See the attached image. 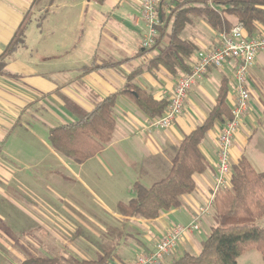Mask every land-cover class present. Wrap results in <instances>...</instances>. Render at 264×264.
Here are the masks:
<instances>
[{
    "label": "crops",
    "instance_id": "1",
    "mask_svg": "<svg viewBox=\"0 0 264 264\" xmlns=\"http://www.w3.org/2000/svg\"><path fill=\"white\" fill-rule=\"evenodd\" d=\"M200 1L203 0H165L159 9V41L153 49L145 50L140 45L145 25L139 0H106L100 5L90 0H53L51 6H45V2L35 6L33 0H0V57L22 22L26 23L21 43L7 56L0 73V178L20 183L34 200L45 203L54 212L67 211L66 205L75 209L69 221L57 216L53 224L42 223L51 224L48 228L57 224L74 229L71 235L76 239L88 237L82 228L102 227L106 229L99 236L103 241V237L112 236L111 230H107L111 225L119 229L130 224L137 231V238L129 239L126 235L122 241V236H117L121 238L118 247L111 237L106 242L115 248L111 264H128L139 253L150 252L174 227L191 223L199 208L209 202L217 162V137L223 126L219 122H215L199 145L208 168L193 176L195 190L180 198L178 208L161 212L153 221L125 219L117 212L119 203L132 199L135 183L149 188L169 174L181 141L207 119L224 82L229 110L234 102V62L221 69L210 68L193 85L182 113L166 129L151 128L154 118L122 92L131 86L149 93L156 101L169 100L181 74L171 75L161 66L149 68L148 63L168 50L172 13L177 6H198ZM43 10L47 12L40 20L26 19L30 13L40 14ZM225 18L232 27L238 24L232 16ZM259 30L264 32L262 28ZM179 37L196 48L187 62L189 66L198 52L212 50L218 44L217 33L199 17H191ZM246 86L249 107L234 138V144L240 142L242 149L255 135V125L264 122V52L256 56ZM112 94H117L113 108L115 125L110 142L101 151L79 164L51 147L50 129L78 123ZM230 156L232 165L243 156L256 172H264V168H256L258 161L254 164L234 145ZM40 175H50L53 185L45 190L40 188ZM63 183H68V188ZM5 191L0 188V194L10 199L15 195L8 187ZM19 205L27 213L35 210L33 204ZM6 206L0 207L4 213ZM25 217L20 215L13 220L9 214L5 217L0 214V228L4 227V236L11 243L5 251H0L5 264H12L14 256L22 259L21 264L34 257L24 250L23 244L61 245L52 232L30 234L32 225ZM214 219V212L201 217L199 230L184 235L173 252L179 249L182 254H199L203 240L198 238V233L205 226L213 228ZM70 221L76 226L68 224ZM66 243L70 244L63 242ZM17 244L21 245L18 246L21 254L12 251L11 245ZM70 251L73 252L70 257L92 261L77 256L74 247ZM251 252L256 251H248L239 258L262 259L258 252L249 255ZM42 256L57 258L49 254Z\"/></svg>",
    "mask_w": 264,
    "mask_h": 264
},
{
    "label": "trees",
    "instance_id": "2",
    "mask_svg": "<svg viewBox=\"0 0 264 264\" xmlns=\"http://www.w3.org/2000/svg\"><path fill=\"white\" fill-rule=\"evenodd\" d=\"M90 1L100 5L106 0ZM164 1L160 0V6ZM42 2L51 6L53 0H33V5ZM212 4L220 9L210 7L207 0L200 1L198 6H177L172 13L169 48L154 57L148 67L161 66L171 75L189 72L190 66L187 62L196 48L191 43L182 41L179 35L191 17L203 19L216 33L229 34L232 25L225 18V15H228L234 17L243 27L248 38L262 34L259 29L264 30V0H212ZM25 24L22 22L20 29L1 55L0 73L7 56L21 43ZM157 31L161 32L160 27H157ZM159 38L157 35L154 46ZM122 92L150 118L162 116L168 107V101H156L149 93L136 87L126 86ZM226 95L227 87L224 82L207 119L181 141L169 174L149 188L135 183L132 187V199L117 206L120 216L125 219L153 221L161 212L178 208L181 205L180 198L194 192L193 176L208 168L199 145L215 122L225 124L231 119L230 110L225 103ZM116 98L117 94L109 95L78 123L50 129L48 141L51 147L79 164L101 151L110 142L114 130L113 108ZM212 206L215 226L201 242L199 254L184 253L167 264H237V259L248 251L258 252L264 261V172H256L242 156L231 166L230 187L216 193ZM114 251L113 246H108L103 249L100 258L92 261L68 257L67 264H111ZM22 264H61V261L39 256L25 259Z\"/></svg>",
    "mask_w": 264,
    "mask_h": 264
},
{
    "label": "built area",
    "instance_id": "3",
    "mask_svg": "<svg viewBox=\"0 0 264 264\" xmlns=\"http://www.w3.org/2000/svg\"><path fill=\"white\" fill-rule=\"evenodd\" d=\"M139 2L141 18L145 25L140 45L143 49L149 50L155 45L157 27L160 25V0H139ZM217 40L216 48L197 53L189 72L180 75L176 80L165 113L154 118L150 123V127L154 129L168 128L182 113L193 85L201 81L210 68L221 69L225 64L234 62V102L230 108L231 119L223 124L217 137V162L209 202L199 208L191 223L174 227L155 243L150 252L139 253L128 264H161L176 249L184 235L199 230L200 218L213 210L212 205L216 193L230 187L231 150L250 101L246 86L247 76L254 65L256 56L264 52V32L256 37L248 38L243 27L236 24L229 34L217 33Z\"/></svg>",
    "mask_w": 264,
    "mask_h": 264
},
{
    "label": "rangeland",
    "instance_id": "4",
    "mask_svg": "<svg viewBox=\"0 0 264 264\" xmlns=\"http://www.w3.org/2000/svg\"><path fill=\"white\" fill-rule=\"evenodd\" d=\"M209 3V6L212 8H215L214 4H212V0H207ZM211 1V2H210ZM46 4V2H45ZM47 6V4L45 5ZM38 6L35 7V11L37 10ZM46 10L41 11L40 14L36 13H30L27 20L31 19H37L40 20L42 16L46 13ZM26 20V21H27ZM257 128V131L255 135L251 138V140L248 142V144L245 146L244 149H242V145L240 142L234 144V148H237L238 150H242V153L247 155L252 162L255 163V161H258L259 167L256 168H264V122H261L259 126L255 125ZM230 161L232 162V157L230 158ZM257 166V165H254ZM41 180L39 187L45 190L48 187L53 185V181L51 179L50 175H40ZM65 176V175H64ZM68 177V176H66ZM69 181V180H68ZM73 182V180H70ZM8 182V183H7ZM63 187L68 188V183H63ZM6 187L10 189L11 191H14L15 195H12V198H8V196H5L4 194H0V207L3 205H7V213L2 212L0 210V214H3L4 217L6 214H9L13 220H17L18 216H26L30 222L29 224L32 225V228L30 229V234H38L41 232H52L56 236V239L61 242V245L46 243L42 245L37 244H23L24 250H26L30 255L37 257L42 256L43 254H49L50 256L57 257L61 264H67V259L72 255V251H70V247L76 248L78 250L77 256H81L84 259L87 260H96L101 256V251L104 248H107L108 244L106 242H109L111 238L113 241V244L115 247H118V243L120 242L121 238H118L117 236H122V241H124L123 237L126 235L129 239L137 238V231L131 227L130 224L122 225L119 229L121 234H118V228H112V225L107 228V230H111L112 236H106L103 237V241L99 236H102L103 232L106 229H102V227H93V228H82L80 229L82 232L85 233L88 237L84 239H76L74 236L71 235V233L74 231V229L66 228V227H59L57 224H55V228H48L52 227L51 224L43 225L42 221H48L53 224L54 218L57 216L63 217L66 220L69 221V218H71V215H75V209H71L69 205H66L67 211H61V212H54L51 207L45 205V203L41 201H37V199H33L31 195L28 193L26 188L21 185L20 183H11L10 181L5 180L3 177L0 178V188L5 191ZM6 192V191H5ZM56 199V197H55ZM25 204H33V207L35 208L34 211L30 212H24L19 204L22 202ZM40 205V206H39ZM52 206V205H51ZM9 210V211H8ZM213 210L209 212L210 214H213ZM83 214V213H82ZM25 217V218H26ZM71 222V223H70ZM68 222V224H72L73 226H76L75 223L72 221ZM264 224V221H262ZM80 225V223H78ZM83 225V224H82ZM116 225V224H114ZM46 226V227H45ZM79 229V228H78ZM102 230H104L102 232ZM211 229L208 227H203V229L198 233V238L201 240H205L207 236L209 235ZM4 227L0 228V251L6 250V245L9 246L10 239L4 236ZM60 235V237L58 236ZM58 236V237H57ZM111 237V238H110ZM41 240V239H40ZM63 242H70V244H63ZM72 243V244H71ZM20 245V244H19ZM17 245H11L12 251L16 253H22L19 246ZM21 246V245H20ZM37 246H40L39 249H37ZM117 250V249H116ZM100 252V253H99ZM138 250H134V253H138ZM182 255V252L178 249L175 252H173L172 256H167L161 264H166L167 262H171L177 258H179ZM249 255H258L256 252H251ZM257 259H252L250 256H243L242 258H239L238 264H264V261L259 257ZM22 259L17 258L14 256V258L11 260L12 264H21ZM0 263L5 264L6 262L0 259Z\"/></svg>",
    "mask_w": 264,
    "mask_h": 264
}]
</instances>
